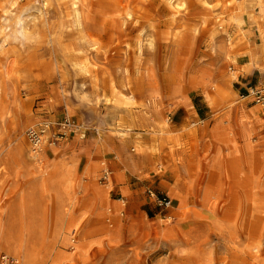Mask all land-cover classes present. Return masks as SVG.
<instances>
[{"label": "rangeland", "instance_id": "obj_1", "mask_svg": "<svg viewBox=\"0 0 264 264\" xmlns=\"http://www.w3.org/2000/svg\"><path fill=\"white\" fill-rule=\"evenodd\" d=\"M56 2L37 0L51 31L68 12ZM179 2L171 21L165 0H85L102 51L64 42L88 52L87 76L50 37L23 44L27 60L16 61L3 33L8 0H0V256L18 264L24 254L36 264H264V109L250 96L264 86L263 15L256 0ZM145 34L153 44L138 92L124 85L135 81ZM216 85L233 97L218 98ZM113 93L142 107L116 106ZM142 112L174 138L158 155L146 150L155 145L151 124L130 118ZM31 131L41 139L36 154ZM177 189L184 199H170ZM149 190L171 206H155Z\"/></svg>", "mask_w": 264, "mask_h": 264}, {"label": "bare ground", "instance_id": "obj_2", "mask_svg": "<svg viewBox=\"0 0 264 264\" xmlns=\"http://www.w3.org/2000/svg\"><path fill=\"white\" fill-rule=\"evenodd\" d=\"M26 1H27L26 6L30 7V10L32 9L31 10L32 12L31 13L29 12L26 16L24 14L27 11L23 10V7H21L19 5L18 0H8L9 8H8V11L5 12L6 17L4 20H5L6 26H5V30H3L4 36H5L4 38H5V41H7L8 43L13 45L12 50H15L16 61L19 59H22L23 56L27 60V56H25L27 51L24 49L23 44H25L27 42H33L36 44H41L45 40H47L46 39L47 37H50L51 40L53 42H55L59 46V48H61V50L64 53L67 52V53L72 54V57L74 59L71 62V67L74 69V71H76L77 73L83 74V75L90 76V74L92 73V70L94 69V64H93V62H91V60H92L91 57H89L87 55L88 52H87V54H85L82 51L85 55L83 54L84 56L82 58H78V56H82L81 55L82 52L80 53V51H78V50L72 49L70 47H66L65 42H64L65 38L71 37V38H73V40L75 41L76 44L85 48V52L89 50L90 52H93V55H97L99 52L102 51L98 40L96 41L94 39V37H92V35H91L90 29H89V25H91V23H90L91 18L88 16L89 14L85 11V7H84V1L85 0H57V2L59 1L60 3H62L67 8L68 12L66 14L65 23L61 24L59 29L52 30V31H51V28L49 27L47 21L44 20V16L42 14L43 12L41 11V8L38 7L37 0H34L33 2H31V0H26ZM165 1H166V6H167L168 10L171 11L170 20L173 21L177 15V13H179V9L181 8L182 4H180L179 0H165ZM201 2H202V5H204L205 7H209V8L211 7V5L209 3H207V0H201ZM248 4H249V2H248ZM256 5L258 6V8H260V12L263 15V16L258 15V19L259 20L261 19V25H259V29H258L259 34L258 35H260V39H261V43H262V45L260 47L261 53H264V0H256ZM44 6L47 7V2H45ZM239 9H241V8L237 7V11H239ZM125 16L127 19L132 18V15L130 13H126ZM249 18L251 21L254 20V17L252 15H250ZM233 22L239 28L242 25L243 20L240 17V15L234 14ZM202 23H204V21H202ZM149 28H151V26H149ZM218 33H219L218 30H213V31H211V33L209 35V42L211 43V46H213V47L215 45L212 43H213L214 39L217 37ZM178 37H179V34L177 32L172 35V39H178ZM152 44H153V41H152V36L150 34H145L144 41H142L140 39L138 41H136V50H135V54H134V57H135V62H134L135 68H134V70H135V77L136 78H135V81H133V82H131L128 79L126 81L124 87L130 88V86L133 85L138 92L141 91L140 89L144 86V84H143L144 73L145 74L147 73V70L145 69V65L143 63V53L145 51L148 52L152 48ZM226 59L230 60V58L227 56H226ZM250 67H251L250 64L247 65L246 70H249ZM96 80H97V77L92 75L91 76L92 86H95ZM109 86H110V88H112V83H110ZM213 89H214L215 95L218 98L224 99V98L233 97V93L230 91V89L227 86L216 85V86H213ZM112 92H114V91H112ZM113 96H114V104L116 106H123L126 108H129L131 106H135L136 108L138 106L142 107V105L136 103L132 94L127 96V95H124L122 93H118V94L113 93ZM206 99L210 102V104L212 106L214 105V101H213L214 99L212 98V96L206 94ZM148 103L152 104L151 109H153L155 106L154 100L151 101V99H150V101ZM132 117L135 120H137V122H139V123L148 122L151 124L149 132L154 136L153 140H154L155 145L152 148H147L146 150L149 149L150 151H152V155L153 154L158 155L162 150L164 151L165 145H170V143L172 141H174L173 136L166 129L167 125L155 122L152 118H150L151 117L150 113L142 112L141 115H139V114L135 115L134 114V115L130 116L131 119H132ZM231 137H234V135H232V133L227 135V137L225 138V139H227V140H225L226 144L233 145L232 142L230 141L231 139H233ZM242 137H243V135H242ZM36 156L37 155H35V156L33 155V156H31V158H35ZM227 167L230 168V166H228V165H227ZM233 168H234V166H233ZM229 170L230 169H228V171ZM234 174L232 177H234ZM231 175H232V173H231ZM168 196L170 197V199H174L176 197L182 198L181 192H179V189L171 190L170 194ZM182 199H184V198H182ZM5 224H7V223H5ZM0 228H3V226L1 224H0ZM2 233H4V232H2ZM15 234H16V232H15ZM162 235H164V234H162ZM6 237H5V239H6ZM14 241L15 240H13V242ZM18 241H19V239H18ZM23 241H24V239H23ZM26 241H24V243ZM27 242H29V241H27ZM5 243L6 242H4V244ZM17 244L21 246L23 244V242L20 240V242H17ZM25 245H27V244H25ZM28 245H30V244L28 243ZM21 247L23 248V246H21ZM11 248H12V246H11ZM28 248H30V247L28 246ZM9 249H10V247H9ZM28 251H29V249H28ZM8 252H10V251H8ZM33 254H35V253H33ZM28 255L26 256L24 254V256H23L24 262H22L23 264H36L38 262V259H36L34 257V255H32L33 257L28 256ZM22 263L20 262V264H22Z\"/></svg>", "mask_w": 264, "mask_h": 264}, {"label": "built area", "instance_id": "obj_3", "mask_svg": "<svg viewBox=\"0 0 264 264\" xmlns=\"http://www.w3.org/2000/svg\"><path fill=\"white\" fill-rule=\"evenodd\" d=\"M250 96L252 97V101L254 104L260 106L264 109V86L252 88L250 90ZM30 142L32 145V152L36 154V151L39 150L41 146V139L38 134L35 132H30ZM107 174L104 175V179H106ZM148 197L152 200L155 206L168 209L171 206V201L167 196H158L154 194L152 191H147ZM0 264H18V261L10 256L1 255L0 256Z\"/></svg>", "mask_w": 264, "mask_h": 264}]
</instances>
